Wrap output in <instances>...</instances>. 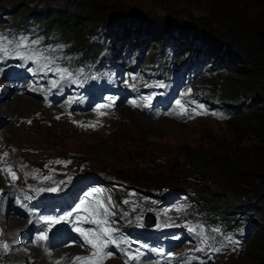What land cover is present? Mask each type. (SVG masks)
<instances>
[{
    "label": "rangeland",
    "instance_id": "374dc122",
    "mask_svg": "<svg viewBox=\"0 0 264 264\" xmlns=\"http://www.w3.org/2000/svg\"><path fill=\"white\" fill-rule=\"evenodd\" d=\"M219 1L215 0L216 8L224 6L227 12H231L244 22L264 24V0ZM88 2L33 0L26 3L24 0H0V14L9 12L16 21L27 16L30 8L36 7L33 11L41 14L40 19L43 22L55 14V19L48 21L47 25L49 24V27H53L52 24L58 25L60 27L58 31L62 34L67 31L76 32L79 38H83L80 44L75 41L78 47H87L92 35H104L103 42H113L115 37L140 39L144 35L148 38L143 48L144 57L150 56L151 52L157 53L160 44L171 51L168 39L174 33L184 38L183 41L176 38V59L181 57V53L190 55L191 46L203 49V46L190 40L193 34L207 41L208 50L198 51V60L193 65L197 69L196 73L191 75L188 72L187 79L175 73L172 75L171 83L165 85L164 92H157L153 99L146 94L144 104L135 99V107L138 105L139 111L145 113L143 115L131 109L128 112L125 110L126 107H123L116 109L114 115L106 119L104 117L102 120L94 118L91 113H88L90 117L86 118L57 120L49 109L34 101L30 110L23 114L18 113L19 123L26 124L21 129L17 128L19 123L14 121L13 114L17 112L16 110L11 109L10 114L8 112L3 114L6 106H13L11 102L18 96L13 97L11 90L5 98L0 95L1 110L4 111L0 113L2 120L0 133L2 143L11 148L13 161L15 162L16 158H23L27 164L44 166L46 163L56 161L54 157L69 158L71 159L69 166L79 172V177L74 178L70 185L71 188L76 187L75 189L82 188L84 182L90 178L96 181L105 178L110 182V186L120 179L128 186L146 192L157 191L160 188L152 187L155 185L153 179L157 176L153 172L170 169L171 173L167 178L171 184L164 188L173 191L194 189L199 197L205 199L203 205L206 207L220 208L228 217L238 213L235 211L242 210L250 213L252 219L259 223L258 228L264 225V178L261 180L254 178L258 181L255 183L247 177L240 176L244 174V162L252 160L259 152L264 141V130L240 137L238 136L240 124H229L234 117L231 119L228 111H224L223 108L219 111L206 109L211 101L229 103L224 96L228 92L227 97L252 96L251 108L243 110L242 117L255 110L264 111V82L261 80L264 65L257 67L251 59L238 54V51L243 53L244 50L234 42V36L226 29L230 26H225V22L221 21L212 23L214 22V15L210 11L212 0H88ZM26 5L28 12L23 10ZM237 5L242 9H237ZM73 17L76 19L75 23L70 24L73 23L70 21ZM7 29H9L7 24L0 23V40L4 39ZM107 34L109 35L105 36ZM62 37L65 38L63 35ZM220 47H225L224 50L230 52L226 61L220 53ZM232 47L234 51H231ZM88 49L93 48L89 46ZM204 54L210 59H220L217 67L228 72L221 78L213 73L208 76L207 63L200 61ZM228 80H233L234 84L225 92L223 89L228 86ZM5 87L1 82L0 90H4ZM27 99L26 96H20L18 103L23 104ZM157 102L158 105L154 106ZM239 102L235 106H238ZM28 115L30 117L41 115L43 121L34 120L31 125L24 121ZM6 118L9 119L5 120ZM93 119L95 122L100 121L99 125L102 123L103 126L78 128L74 124L81 120L90 124ZM194 151L199 153L197 157L200 158L202 165L203 163L207 165V169L190 167L188 154ZM204 159L206 161H202ZM220 159L232 161L233 167L240 170L222 173L218 165L214 164ZM7 167L14 168L13 162ZM192 169L191 174L186 171ZM5 174L13 179L10 181L12 185L16 175L14 174L13 178L9 172ZM3 180L0 186L5 188L6 182ZM0 194L5 195L4 192ZM102 198L104 205L99 203L108 213L113 207V198L106 193L102 194ZM9 201L15 203L12 198ZM91 202L93 208H100L95 198H91ZM7 207L8 204L5 210ZM11 224L6 222L5 229L7 226L6 231L12 234L14 230ZM101 229L104 232L102 227ZM253 232L240 252L234 251L232 255L224 256L223 250L220 249L222 256L215 264H257L250 259L248 253L249 244L255 236ZM110 236L111 239L104 240L102 246L108 245L114 250L115 246L111 243L114 237ZM32 249L30 248L29 253L33 251ZM68 253L73 254L71 250ZM1 263L8 264L9 260L5 257ZM34 263L52 264L53 261Z\"/></svg>",
    "mask_w": 264,
    "mask_h": 264
},
{
    "label": "trees",
    "instance_id": "16d2710c",
    "mask_svg": "<svg viewBox=\"0 0 264 264\" xmlns=\"http://www.w3.org/2000/svg\"><path fill=\"white\" fill-rule=\"evenodd\" d=\"M24 1H26L27 3L33 0H24ZM85 1L88 2V0H85ZM218 2L220 1L218 0ZM214 3H215V0H212V2L210 3V8H211L210 11L212 12V15H214L213 17L214 22L212 23H218L219 21H221V22H225V26L226 25L230 26L231 29L230 28H226V29L229 30L230 33H232V35L234 36V42L240 45L241 48L244 50L243 53L238 51V54H240L241 57L243 58L251 59L253 63L257 64V67H260V66L262 67L264 65V24L247 23L246 21L244 22L242 19L235 17L234 14H232L231 12H227V10L223 8L224 6L219 7V9L216 8L215 7L216 5ZM236 8L239 10L242 9V7H239L238 5ZM33 9H36V7L35 8L33 7L32 9L30 8L28 15H34V16L39 17L41 14H38L37 12L33 11ZM23 10L25 12H28V6L27 5L24 6ZM55 17L56 15L54 14L48 20H46L45 21L46 25L48 21L54 20ZM75 20H76L75 17H73L72 20H70V21H73V23H70V24H74ZM17 21H20V20H16V22ZM52 25L57 30L58 29L60 30V27L58 25L56 24H52ZM60 34L63 35L65 38H69L73 41H76L77 44H80L83 41L82 40L83 38H79L78 34H76V32H73V31H67L64 34L62 33ZM190 38L193 41L202 39V37L198 36L197 34L191 35ZM202 41L204 45L207 43V41H205L204 39ZM224 48L220 47L219 50H220L222 57H224V60L226 61L229 57L230 52L224 50ZM232 50L234 51L233 47L231 51ZM259 60H261L260 63H259ZM229 63H231V60L229 61ZM212 67L213 68L211 69V71L213 72L218 71L216 73V77L218 75V77L221 78L222 75L228 72L225 69H218L213 65ZM220 71L222 72L219 73ZM261 76H262L261 80H263L264 82V75H261ZM233 84H234L233 80H228V86L224 87L223 90L227 92V90H229L228 88L232 86ZM216 86H218V84ZM227 94L228 92L225 93L224 96L227 98L226 101H228L229 103L225 101L223 102L221 101L220 104L218 105L217 110L219 111L223 108L224 111H228L230 113L231 119L234 117V120H232L229 124H235V123L240 124L239 125L240 131L238 132V136L241 137V136H244L254 131L263 132L264 130V111L255 110L253 112H250L247 116L242 117L243 110H248L251 108L252 96L248 98L244 96L227 97ZM238 101H240L238 106H235V104ZM198 155H199L198 152H195V151L190 152V154H188V157H189L188 164L190 165V167H194V169H199L202 167L204 169H207L206 168L207 165H205L204 163L202 165L200 158L197 157ZM202 161H206V159ZM214 164L215 166L218 165L222 173L226 171L230 172L231 170L237 172L240 170L239 168L233 167L232 161L227 162V161H224L223 159H220V160H217V163H214ZM186 171H188V173L191 174L193 172V169L186 170ZM153 173L154 175H157V176H155V179H153V183L155 185H152V187L162 188L164 186H168L171 184L169 179L167 178V175L171 173L170 169H163V170L156 171V172L154 171ZM243 173L244 174L240 176L247 177L248 180L251 179L252 182H255V183H258V181L255 180L254 178H258V180H261V178H264V141L261 143L259 152L255 155V158L244 162ZM198 198L200 199V201H203V202L205 201L204 198H201L199 196ZM235 212H238V215H240L233 221L235 228L238 229L242 227L244 229H249L250 227H254V232H253V236L255 235L254 240L249 244V247H248V253L250 254V259L254 262H257V264H264V225H262L261 223L262 226L258 228L259 223L252 219L250 213H245L242 210L235 211Z\"/></svg>",
    "mask_w": 264,
    "mask_h": 264
},
{
    "label": "bare ground",
    "instance_id": "6f19581e",
    "mask_svg": "<svg viewBox=\"0 0 264 264\" xmlns=\"http://www.w3.org/2000/svg\"><path fill=\"white\" fill-rule=\"evenodd\" d=\"M6 86V85H5ZM10 90H12L11 88L9 89L8 88V90H0V95H2V96H4V98H5V96H6V94H8V92L10 91ZM17 97V96H16ZM19 100H20V97H17L16 98V100H12V102L11 103H13V106H10V107H8V106H6V109H4L5 110V112L4 111H2L1 109H2V105L0 104V113L2 114L3 112V114H7L6 112H10L11 111V109H14V110H16L17 112L16 113H12L13 114V116H14V121L15 122H18L19 123V121L17 120V119H19L18 118V113H20V114H23V113H25V111H27V110H30V108L33 106V103L32 102H34V100H32V99H27V101H25V102H23V104H19L18 102H19ZM156 102V101H155ZM10 103V104H11ZM5 107V106H4ZM11 107H13V108H11ZM148 108V107H147ZM124 110V109H123ZM126 111H128V112H130V109L129 108H126L125 109ZM12 112V111H11ZM10 114V113H9ZM27 115V114H26ZM9 116V115H8ZM41 116V115H40ZM40 116H37V117H30L29 115L27 116V118H25V122H29V124L31 123V125H32V123L34 122V120H39V121H43L42 120V118L40 117ZM22 120V119H21ZM24 125H26V124H24V123H19L18 124V127L17 128H23L24 127ZM35 125V124H34ZM39 128V127H38ZM37 128V129H38ZM12 132V131H11ZM11 132H9V133H11ZM4 136V135H3ZM5 137V136H4ZM3 137V138H4ZM19 138V137H18ZM23 145V144H22ZM33 151V150H32ZM8 165H10V163H8ZM7 165V166H8ZM16 171V170H15ZM2 176H4L5 177V180H3L1 177ZM11 179L12 178H10V176L9 175H6V174H0V182L3 180V181H5V182H8L9 183V185H10V181H11ZM13 180V179H12ZM13 182V181H12ZM4 183V182H3ZM1 184V183H0ZM77 186V185H76ZM0 188H1V186H0ZM76 188V187H75ZM11 195H12V189H11V187L7 190V192L5 193V195L4 196H1V194H0V225H2V229L3 230H5V232L7 233V234H9L7 231H6V229H7V226H6V229H5V223L6 222H8V223H12L11 225V227L12 228H15L16 230L17 229H22V227H28L27 225H25V223L23 222V220L22 219H17V217L14 219V220H12L13 219V217H8V216H4L3 215V213H4V211H5V206L7 205V203H5V199H10V198H12L11 197ZM8 208V207H7ZM12 231V230H11ZM13 232V231H12ZM11 234V233H10ZM78 236V234L77 233H72V238H76ZM5 238L7 239L8 238V236L5 234ZM109 243V242H108ZM112 243V242H111ZM103 245V244H102ZM106 246V245H105ZM33 251H31L30 253L28 252L26 255H31V257H33L34 259H36V262L37 261H39V262H41V261H43V262H52V261H54L56 258H58V257H62L63 255L65 256L70 250H72V249H61L58 253H56L55 255H53V254H45V253H43L42 252V250L40 249V247H36V248H33L32 249ZM73 252V254H74V251H72ZM77 255H80V254H77ZM5 257L9 260V261H11V260H15V261H18L16 258H14V259H10V257L9 256H7L6 254H3V253H0V264H2L1 262L5 259ZM18 264H21V263H18Z\"/></svg>",
    "mask_w": 264,
    "mask_h": 264
},
{
    "label": "snow or ice",
    "instance_id": "6c2138e0",
    "mask_svg": "<svg viewBox=\"0 0 264 264\" xmlns=\"http://www.w3.org/2000/svg\"><path fill=\"white\" fill-rule=\"evenodd\" d=\"M20 46H23V44H21V45H18V47H20ZM0 52H7V49L6 48H4L3 46H0ZM177 103H179V102H177ZM5 155H7V154H5ZM7 171L9 172V174L10 175H12L13 176V178H15V176H14V173L12 172V169L11 168H9V169H7ZM49 191H53V189H49ZM87 195V194H86ZM84 203V201H82L81 202V204H83ZM103 207V206H102ZM104 214H107V209L105 208L104 209ZM65 218L64 217H61L60 218V220H64ZM60 221L59 220H53V221H51V223H59ZM46 223H48L47 221H46ZM104 223H107L106 221H104ZM94 231V230H93ZM112 230H106L105 232H104V236L105 237H108V239L110 240L111 239V236H110V232H111ZM45 238V236H41L40 237V239H44ZM95 239H97V240H101L102 241V238H101V236H96L95 237ZM85 243L86 244H88V243H91V241L89 240V239H87V238H85ZM102 243H104V241H102ZM201 243H207V239H204V238H202L201 239ZM4 247L5 248H7V245H4ZM199 250V249H198ZM213 251H219V249H212ZM75 259H77V260H80V259H86V258H81V257H77V258H75Z\"/></svg>",
    "mask_w": 264,
    "mask_h": 264
}]
</instances>
